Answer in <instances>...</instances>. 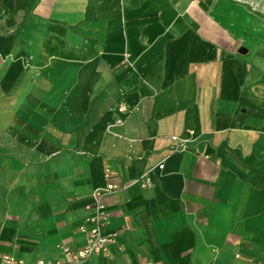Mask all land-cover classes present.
I'll list each match as a JSON object with an SVG mask.
<instances>
[{
	"label": "crops",
	"instance_id": "1",
	"mask_svg": "<svg viewBox=\"0 0 264 264\" xmlns=\"http://www.w3.org/2000/svg\"><path fill=\"white\" fill-rule=\"evenodd\" d=\"M224 9L0 0V264L81 249L109 182L82 264H264V35Z\"/></svg>",
	"mask_w": 264,
	"mask_h": 264
},
{
	"label": "built area",
	"instance_id": "2",
	"mask_svg": "<svg viewBox=\"0 0 264 264\" xmlns=\"http://www.w3.org/2000/svg\"><path fill=\"white\" fill-rule=\"evenodd\" d=\"M175 147L177 149V146ZM109 175L110 171L106 170L105 177L108 178ZM135 183H139L142 188L150 185L149 181L145 179L137 180ZM127 186L117 182H109L92 193V204L87 207L91 214L85 220V223L89 226L82 225L79 228V232L84 234L86 239L81 249L71 251L64 247L61 249L62 260H58L55 263H46L43 260H38L35 264H82L94 254L107 253L108 248L115 243L116 233H103V226L106 220V199L126 189ZM1 260L2 264H23L9 256H2Z\"/></svg>",
	"mask_w": 264,
	"mask_h": 264
},
{
	"label": "rangeland",
	"instance_id": "3",
	"mask_svg": "<svg viewBox=\"0 0 264 264\" xmlns=\"http://www.w3.org/2000/svg\"><path fill=\"white\" fill-rule=\"evenodd\" d=\"M206 1L211 2L213 5L220 3L221 5L228 7L227 10L224 9L223 11L225 14L230 12L233 16H235L233 19V26L235 31L238 30L236 32L240 31L239 33L246 37L264 35V0Z\"/></svg>",
	"mask_w": 264,
	"mask_h": 264
},
{
	"label": "bare ground",
	"instance_id": "4",
	"mask_svg": "<svg viewBox=\"0 0 264 264\" xmlns=\"http://www.w3.org/2000/svg\"><path fill=\"white\" fill-rule=\"evenodd\" d=\"M219 2V1H218ZM224 22V21H223ZM228 25V24H227ZM232 26H233V24H232ZM237 29V28H236ZM236 31H238V30H236ZM254 31V30H253ZM259 31H261V30H259ZM240 32V31H239ZM251 34V33H250ZM250 39V38H249ZM250 41H252L251 39H250ZM250 44H251V42H250ZM251 46V45H250Z\"/></svg>",
	"mask_w": 264,
	"mask_h": 264
},
{
	"label": "water",
	"instance_id": "5",
	"mask_svg": "<svg viewBox=\"0 0 264 264\" xmlns=\"http://www.w3.org/2000/svg\"><path fill=\"white\" fill-rule=\"evenodd\" d=\"M240 53H245V50H244V49H241V50H240Z\"/></svg>",
	"mask_w": 264,
	"mask_h": 264
}]
</instances>
